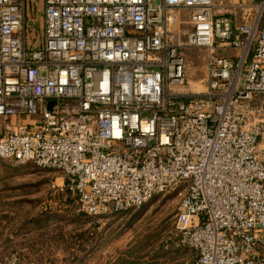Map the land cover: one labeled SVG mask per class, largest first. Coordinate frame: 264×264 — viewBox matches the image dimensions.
<instances>
[{"label": "built area", "instance_id": "built-area-1", "mask_svg": "<svg viewBox=\"0 0 264 264\" xmlns=\"http://www.w3.org/2000/svg\"><path fill=\"white\" fill-rule=\"evenodd\" d=\"M222 4L0 0V160L62 173L92 218L181 189L178 264H264V0L238 25ZM186 49L205 52L202 92Z\"/></svg>", "mask_w": 264, "mask_h": 264}, {"label": "rangeland", "instance_id": "rangeland-1", "mask_svg": "<svg viewBox=\"0 0 264 264\" xmlns=\"http://www.w3.org/2000/svg\"><path fill=\"white\" fill-rule=\"evenodd\" d=\"M26 11L27 30L32 32L34 22V36L40 42V7L32 10L27 6ZM182 52L184 88L202 92L205 52ZM63 177L31 163L0 160V253L21 254L20 247H28L30 252L39 247L45 252L39 260L51 264H178L189 257L175 247L173 231L181 189L157 196L141 208L92 218L79 211L76 198L63 186ZM7 229L29 232L25 242L7 247L2 242Z\"/></svg>", "mask_w": 264, "mask_h": 264}, {"label": "crops", "instance_id": "crops-1", "mask_svg": "<svg viewBox=\"0 0 264 264\" xmlns=\"http://www.w3.org/2000/svg\"><path fill=\"white\" fill-rule=\"evenodd\" d=\"M219 1V0H217ZM223 1V6H221L220 11L221 13L232 19L233 23L235 25H238L242 22V12L240 9H237V5H250L253 3V0H222ZM221 5V4H220ZM29 231L24 230V233H19L17 232V230L14 229H7L5 231V234L3 236V240L2 242H4L5 246L7 247H13L15 243H18V241H22L25 242L24 237L26 236V234H28ZM28 243H30L28 241ZM22 248V247H20ZM18 249V251L21 252V257L23 259V263L22 264H51L50 262H45V261H40L39 258L42 256V254H44L45 252L42 253L41 250H39V247H36L33 251H29L28 247H23L22 249ZM17 251V250H14ZM44 251V250H43ZM10 252L13 251H8L6 254H2L0 253V261L2 260V258H4L5 255H8ZM189 255V254H188ZM190 257V255H189ZM188 257V258H189ZM98 264H108L106 262L102 263H98ZM110 264V263H109Z\"/></svg>", "mask_w": 264, "mask_h": 264}, {"label": "trees", "instance_id": "trees-1", "mask_svg": "<svg viewBox=\"0 0 264 264\" xmlns=\"http://www.w3.org/2000/svg\"><path fill=\"white\" fill-rule=\"evenodd\" d=\"M64 188H65V189H68L67 187H64ZM68 190H69V189H68ZM68 190H67V192L69 193V195L74 196V195L72 194V192H71L70 190H69V191H70V192H69ZM74 198H75V196H74ZM128 264H129V263H128Z\"/></svg>", "mask_w": 264, "mask_h": 264}]
</instances>
